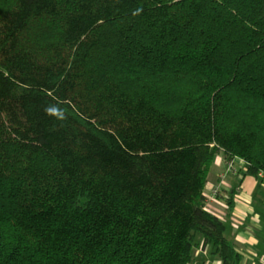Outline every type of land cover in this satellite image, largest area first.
<instances>
[{
	"label": "trees",
	"instance_id": "obj_1",
	"mask_svg": "<svg viewBox=\"0 0 264 264\" xmlns=\"http://www.w3.org/2000/svg\"><path fill=\"white\" fill-rule=\"evenodd\" d=\"M216 154L264 176V0H0V264H239Z\"/></svg>",
	"mask_w": 264,
	"mask_h": 264
},
{
	"label": "crops",
	"instance_id": "obj_2",
	"mask_svg": "<svg viewBox=\"0 0 264 264\" xmlns=\"http://www.w3.org/2000/svg\"><path fill=\"white\" fill-rule=\"evenodd\" d=\"M228 163L235 164L232 171H224ZM228 163L224 164L220 154L212 160L204 189L206 210L223 222L226 237L241 257L239 264H264V176L244 174L243 162L238 159ZM217 187L219 192L213 196ZM229 193L234 206L227 215ZM195 243L189 264H222L210 254V245L202 246L200 235L195 236Z\"/></svg>",
	"mask_w": 264,
	"mask_h": 264
},
{
	"label": "built area",
	"instance_id": "obj_3",
	"mask_svg": "<svg viewBox=\"0 0 264 264\" xmlns=\"http://www.w3.org/2000/svg\"><path fill=\"white\" fill-rule=\"evenodd\" d=\"M226 163H228V162H226ZM234 168H235V164L233 165L231 163H228L227 165H225L224 171H232ZM221 179H223V178H221ZM220 183L223 184V180H220ZM218 192H219V189L217 187V188L212 190L211 194L214 196V195L218 194Z\"/></svg>",
	"mask_w": 264,
	"mask_h": 264
},
{
	"label": "rangeland",
	"instance_id": "obj_4",
	"mask_svg": "<svg viewBox=\"0 0 264 264\" xmlns=\"http://www.w3.org/2000/svg\"><path fill=\"white\" fill-rule=\"evenodd\" d=\"M221 161V160H220ZM205 209H206V204H205Z\"/></svg>",
	"mask_w": 264,
	"mask_h": 264
}]
</instances>
